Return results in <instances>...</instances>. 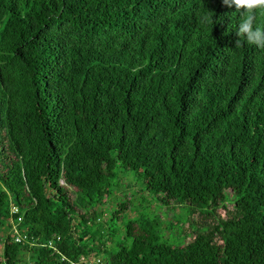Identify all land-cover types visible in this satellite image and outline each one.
<instances>
[{"label":"trees","instance_id":"16d2710c","mask_svg":"<svg viewBox=\"0 0 264 264\" xmlns=\"http://www.w3.org/2000/svg\"><path fill=\"white\" fill-rule=\"evenodd\" d=\"M242 11L0 0V264H264V49L235 47Z\"/></svg>","mask_w":264,"mask_h":264},{"label":"clouds","instance_id":"9594fccd","mask_svg":"<svg viewBox=\"0 0 264 264\" xmlns=\"http://www.w3.org/2000/svg\"><path fill=\"white\" fill-rule=\"evenodd\" d=\"M223 4L231 7L235 4L236 9H244L240 12L242 19L237 28L239 39L235 41V47H241L243 43L255 45L264 49V29L255 26V12L257 9H264V0H222Z\"/></svg>","mask_w":264,"mask_h":264},{"label":"built area","instance_id":"2783aa9c","mask_svg":"<svg viewBox=\"0 0 264 264\" xmlns=\"http://www.w3.org/2000/svg\"><path fill=\"white\" fill-rule=\"evenodd\" d=\"M18 212V208L14 207L12 209L13 215H15ZM22 222V217L19 216L18 220H15L13 222L14 226V239L16 242H25L29 240V236L25 230H21L18 226L19 223ZM49 246H53V243L50 241ZM74 264H103V259L101 257H87L83 256L82 259L79 262H75Z\"/></svg>","mask_w":264,"mask_h":264},{"label":"rangeland","instance_id":"374dc122","mask_svg":"<svg viewBox=\"0 0 264 264\" xmlns=\"http://www.w3.org/2000/svg\"><path fill=\"white\" fill-rule=\"evenodd\" d=\"M219 214H220L222 217H225V216L227 215V212H226L225 209H220V210H219ZM12 230L15 231L14 226H13Z\"/></svg>","mask_w":264,"mask_h":264}]
</instances>
